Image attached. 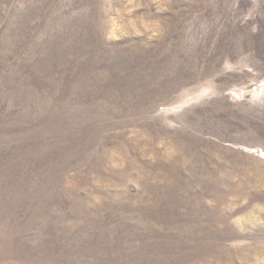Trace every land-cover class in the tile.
<instances>
[{"label": "rangeland", "instance_id": "1", "mask_svg": "<svg viewBox=\"0 0 264 264\" xmlns=\"http://www.w3.org/2000/svg\"><path fill=\"white\" fill-rule=\"evenodd\" d=\"M0 264H264V0H0Z\"/></svg>", "mask_w": 264, "mask_h": 264}]
</instances>
